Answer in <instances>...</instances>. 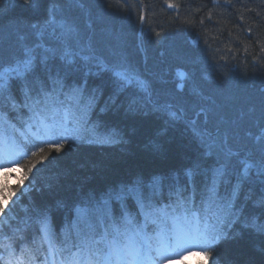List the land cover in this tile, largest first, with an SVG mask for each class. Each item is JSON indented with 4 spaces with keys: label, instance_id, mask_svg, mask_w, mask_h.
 I'll use <instances>...</instances> for the list:
<instances>
[{
    "label": "trees",
    "instance_id": "1",
    "mask_svg": "<svg viewBox=\"0 0 264 264\" xmlns=\"http://www.w3.org/2000/svg\"><path fill=\"white\" fill-rule=\"evenodd\" d=\"M169 4L175 7L169 8ZM48 7V0H39L36 7L31 0H0V63L9 62L18 53V35H30L29 26L44 20ZM68 16L84 33L85 43L91 40L97 55L109 64L125 62L149 82L154 98L161 103L179 105L190 119L205 109L208 131L215 134L219 126L222 134L227 133L233 150L241 153L240 159L245 158V145L251 148L253 143L248 133L255 132L252 122L260 116L264 104V0H77ZM177 67L186 71L182 90L175 86ZM85 71L83 67L72 69L69 82L83 80ZM87 79L89 88L96 89L100 97L96 114L91 117L97 135L118 132L119 142L65 145L60 153L51 152L43 165L37 163L31 172L28 158L20 159L19 170L0 172V183H6L19 197H13L14 206L10 201V213L6 209L7 215L16 217L10 221L12 227H23V220L33 215L34 208L49 207L59 236L65 221L74 219L73 206L88 194L99 197L138 175L146 181L154 175L168 176L190 165L202 151L192 127L183 121L170 128L166 137L158 138L155 133L163 118L151 112H130L129 105L143 95L137 88L117 91L110 72ZM13 94L21 100L16 82ZM102 107H106L104 112H100ZM0 108L10 115L9 108ZM174 110L178 108L174 106ZM9 117L20 125L15 117ZM204 118L201 113L197 128L205 126ZM154 143L160 145L159 151ZM205 159L211 163L215 157ZM24 173L27 179L21 186L17 178ZM249 175L251 179L242 185L239 200L246 216H259L264 221V209L252 203L261 188L256 170H250ZM249 196L252 199L246 200ZM57 201H64L67 207L57 210ZM113 209L119 214L118 204L114 203ZM3 232L12 235L7 226ZM236 233L240 234L237 238L218 246L214 257L206 259L202 254L196 261L185 258L181 263L264 264V237L242 230L241 224L234 226ZM25 235L30 241L31 230ZM19 244L17 241L13 245L17 252Z\"/></svg>",
    "mask_w": 264,
    "mask_h": 264
},
{
    "label": "snow or ice",
    "instance_id": "2",
    "mask_svg": "<svg viewBox=\"0 0 264 264\" xmlns=\"http://www.w3.org/2000/svg\"><path fill=\"white\" fill-rule=\"evenodd\" d=\"M31 2L36 7L39 0ZM48 2L47 17L29 26L30 35H18V53L9 62L0 63V105L16 113L21 125L13 123L9 111L0 108V172L19 170L17 165L23 158L31 161L27 165L31 172L65 145L119 142L118 132L97 135L91 121L100 97L96 89L89 88L87 77L99 72L112 74L117 91L135 87L143 94L128 110L163 118L156 137H166L170 128L183 121L192 127L202 151L190 165L168 176L154 175L146 181L138 175L99 197L88 194L73 206L74 219L65 221L59 236L49 207L34 208L33 215L23 220V227H12L10 221L16 217L7 215L6 209L12 211L9 203L15 205L16 192L0 183V264H165L179 251L191 252L192 248H199L206 259L214 257L223 241L240 235L233 234L237 224L264 237V221L259 216H246L239 200L242 185L255 169L260 192L258 198L249 196L246 200L252 199L255 207L264 209V104L252 122L255 132L248 133L252 147L245 145L247 155L240 159L241 153L233 150L227 133L222 134L219 126L215 134L208 131L205 109L190 119L184 109L174 110L172 104L154 98L149 82L140 79L125 62L109 64L97 55L91 40L85 43L84 33L68 16L77 0ZM140 19L143 22L144 16ZM77 67L86 70L84 79L69 82L71 70ZM13 82L19 86V101L13 94ZM105 110L100 108V112ZM201 113L205 114V126L197 128ZM153 147L160 149L158 143ZM213 156L211 163L205 159ZM17 179L23 186L27 173ZM114 203L119 205V214L114 212ZM66 207L64 201L56 202L57 210ZM5 226L12 235L3 232ZM29 230L30 241L25 235ZM17 241L19 252L13 246Z\"/></svg>",
    "mask_w": 264,
    "mask_h": 264
},
{
    "label": "rangeland",
    "instance_id": "3",
    "mask_svg": "<svg viewBox=\"0 0 264 264\" xmlns=\"http://www.w3.org/2000/svg\"><path fill=\"white\" fill-rule=\"evenodd\" d=\"M8 33H5L4 35H7ZM9 179H12V176H10ZM193 250L195 251H199L198 248H192L191 252H185V251H179L178 255H175L171 258L170 262L169 261H165V264H169V263H172V264H183L181 263L185 258L189 259V261H196V259L198 257H201V254L199 252H193ZM180 253H186L183 257H180ZM194 258V259H193Z\"/></svg>",
    "mask_w": 264,
    "mask_h": 264
},
{
    "label": "water",
    "instance_id": "4",
    "mask_svg": "<svg viewBox=\"0 0 264 264\" xmlns=\"http://www.w3.org/2000/svg\"><path fill=\"white\" fill-rule=\"evenodd\" d=\"M176 71L179 73V80L176 82V88L178 89V90H181V88H182V86H183V81H182V79L184 78V76H185V74H186V72H185V70L183 69V68H181V67H178V68H176ZM140 78V77H139ZM140 79H142V78H140Z\"/></svg>",
    "mask_w": 264,
    "mask_h": 264
},
{
    "label": "bare ground",
    "instance_id": "5",
    "mask_svg": "<svg viewBox=\"0 0 264 264\" xmlns=\"http://www.w3.org/2000/svg\"><path fill=\"white\" fill-rule=\"evenodd\" d=\"M89 35H87V38H88ZM87 40V39H86Z\"/></svg>",
    "mask_w": 264,
    "mask_h": 264
}]
</instances>
